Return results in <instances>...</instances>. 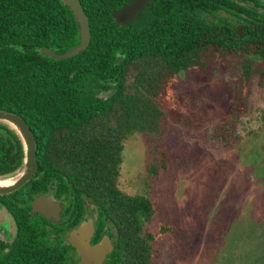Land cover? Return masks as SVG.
I'll list each match as a JSON object with an SVG mask.
<instances>
[{
  "label": "trees",
  "instance_id": "obj_1",
  "mask_svg": "<svg viewBox=\"0 0 264 264\" xmlns=\"http://www.w3.org/2000/svg\"><path fill=\"white\" fill-rule=\"evenodd\" d=\"M79 1L90 43L71 58L55 60L27 47L59 54L75 49L80 30L70 9L60 0H0V109L21 116L37 143V172L11 196L28 201L56 183L70 196L87 195L117 230L116 248L104 264H151L155 239L145 225L154 210L147 197L126 196L118 187L123 144L133 134L160 141L167 114L159 99L170 97L179 74H207L232 56L239 58L234 118L249 98L252 78L264 86L263 4L152 0L121 27L112 12L129 0ZM164 154L146 166L150 175L165 170ZM22 165L19 138L0 123V179ZM15 213L18 234L0 239V264H75L60 231L25 211Z\"/></svg>",
  "mask_w": 264,
  "mask_h": 264
},
{
  "label": "rangeland",
  "instance_id": "obj_2",
  "mask_svg": "<svg viewBox=\"0 0 264 264\" xmlns=\"http://www.w3.org/2000/svg\"><path fill=\"white\" fill-rule=\"evenodd\" d=\"M238 70L232 56L207 74L181 72L170 97L159 99L163 138L152 144L133 134L123 144L118 187L154 210L145 225L155 239L151 264H264V86L254 76L231 118ZM162 152L165 170L150 175L146 166Z\"/></svg>",
  "mask_w": 264,
  "mask_h": 264
},
{
  "label": "water",
  "instance_id": "obj_3",
  "mask_svg": "<svg viewBox=\"0 0 264 264\" xmlns=\"http://www.w3.org/2000/svg\"><path fill=\"white\" fill-rule=\"evenodd\" d=\"M72 12L79 25L80 43L79 45L66 53H56L55 49L48 47H27L33 49L40 54L55 60L68 59L77 55L80 51L85 50L90 43V26L88 17L79 0H60ZM152 0H129L119 9L112 12V18L118 26H126L134 22L139 15L148 7ZM230 16L223 14V17ZM210 22L213 19L209 18ZM122 57L118 58V62ZM0 123L8 126L14 131L19 138L23 148V165L19 172L11 177L2 178L5 181L14 178V181L9 184H0V196L12 194L26 185L35 175L37 170L36 162V141L34 135L25 122V120L16 113L8 112L0 109ZM59 207H53L45 201L43 197H37L31 205L32 213H39L46 219L57 222ZM10 226L11 239L16 235V225L13 217L4 209L0 210V226ZM94 228L92 223L82 222L69 233H65L63 238L73 248H75L78 261L76 264H103L107 255L112 252L113 246L108 237H104L101 241L94 245L90 244V239L93 236Z\"/></svg>",
  "mask_w": 264,
  "mask_h": 264
},
{
  "label": "flooded vegetation",
  "instance_id": "obj_4",
  "mask_svg": "<svg viewBox=\"0 0 264 264\" xmlns=\"http://www.w3.org/2000/svg\"><path fill=\"white\" fill-rule=\"evenodd\" d=\"M36 152H37V147H36ZM40 196L45 198V201L51 204L54 208L59 207L60 210L56 218L57 222L54 223L53 221L46 219L37 212L35 213L31 212V205L33 201H35V199ZM0 197H4L3 199L0 198V210L2 209L6 210L14 219V223L17 228L15 237L17 236L20 227V223L19 220L17 219V215L15 212L22 210L26 212L27 217L35 216L39 218L41 224H43V226H45L46 228L54 227L56 230L62 233L61 234L62 239L73 250L75 254L76 257L75 264L78 261L77 252L75 248H73L69 243L66 242L65 238H63V235L65 233H69L71 230L76 228L82 222L90 221V223H92V226L94 228L93 236L90 239L91 245L96 244L106 236L109 238L113 246L112 252L116 248L117 230L113 226L112 222L109 221L105 216L101 219L99 207L95 203V201L91 199L89 196L84 194L70 196L69 193L64 188H62L61 183L59 184L56 183L55 186L53 184L52 186L49 187L47 191H43L42 193H38L36 195L31 196V198L28 201L23 199V197L19 195L11 196V194H9ZM1 231L8 234V241L15 239V237L11 239L10 226L8 224L6 227L0 226V232ZM111 253L107 255L103 264L106 262V260L108 259Z\"/></svg>",
  "mask_w": 264,
  "mask_h": 264
},
{
  "label": "bare ground",
  "instance_id": "obj_5",
  "mask_svg": "<svg viewBox=\"0 0 264 264\" xmlns=\"http://www.w3.org/2000/svg\"><path fill=\"white\" fill-rule=\"evenodd\" d=\"M14 181V178H11V179H8V180H5V181H1L0 184H9L11 182Z\"/></svg>",
  "mask_w": 264,
  "mask_h": 264
}]
</instances>
